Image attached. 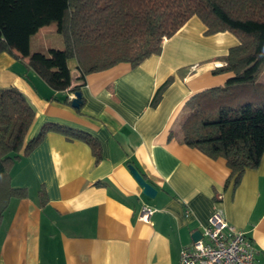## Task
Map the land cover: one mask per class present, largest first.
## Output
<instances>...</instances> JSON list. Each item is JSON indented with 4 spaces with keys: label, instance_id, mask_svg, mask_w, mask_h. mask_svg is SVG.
<instances>
[{
    "label": "crops",
    "instance_id": "crops-1",
    "mask_svg": "<svg viewBox=\"0 0 264 264\" xmlns=\"http://www.w3.org/2000/svg\"><path fill=\"white\" fill-rule=\"evenodd\" d=\"M205 30L192 16L139 65L118 63L81 84L70 59L79 108L69 102L72 91L52 90L26 59L0 53V86L18 88L33 106L34 136L54 122L88 132L101 146L96 162L86 142L51 131L14 162L11 182L27 195L12 199L3 214L0 264H179L191 235L217 211L251 238L264 264V154L233 188L223 157L211 158L173 134L190 96L232 76L214 70L237 38ZM162 83L160 101L151 106ZM129 164L154 186V197L142 192ZM143 205L154 209L149 220L139 216Z\"/></svg>",
    "mask_w": 264,
    "mask_h": 264
},
{
    "label": "trees",
    "instance_id": "trees-1",
    "mask_svg": "<svg viewBox=\"0 0 264 264\" xmlns=\"http://www.w3.org/2000/svg\"><path fill=\"white\" fill-rule=\"evenodd\" d=\"M192 16L203 22L206 34L229 31L238 42L222 56L225 64L214 70L232 76L190 96L173 134L211 158L223 157L230 169L226 185L231 181L235 188L264 154V83L258 81L264 71V0H0V53L26 59L27 68L52 90L81 94L87 74L118 63L139 65ZM50 23L56 24L63 47L32 52L31 36ZM70 59L76 61L80 82L73 86ZM165 84L155 90L151 106L160 101ZM82 99L81 94L76 108ZM34 117L33 106L18 88L0 86V225L10 201L27 195L25 186L12 184V165L48 132L82 140L96 162L101 158L99 141L73 126L43 123L27 139ZM39 196L44 203L42 190Z\"/></svg>",
    "mask_w": 264,
    "mask_h": 264
},
{
    "label": "built area",
    "instance_id": "built-area-1",
    "mask_svg": "<svg viewBox=\"0 0 264 264\" xmlns=\"http://www.w3.org/2000/svg\"><path fill=\"white\" fill-rule=\"evenodd\" d=\"M154 209L143 205L142 220H149ZM200 238L180 251L179 264H260L251 238L230 224L221 212H214Z\"/></svg>",
    "mask_w": 264,
    "mask_h": 264
},
{
    "label": "rangeland",
    "instance_id": "rangeland-1",
    "mask_svg": "<svg viewBox=\"0 0 264 264\" xmlns=\"http://www.w3.org/2000/svg\"><path fill=\"white\" fill-rule=\"evenodd\" d=\"M54 24V23H51ZM53 25H51V27L46 28L45 31L40 30L38 33H35L31 36L30 38V50L33 51H40L43 53H47L48 51V47H54L57 49H61L63 47V43H62V38L60 36V34L56 31V27L54 26L52 28ZM22 66L25 65L23 62L18 61V69L23 68ZM258 81L260 83H264V71L261 72ZM33 135V129L29 128L26 138L30 139L32 138ZM16 183L18 182H14L13 185H17Z\"/></svg>",
    "mask_w": 264,
    "mask_h": 264
},
{
    "label": "water",
    "instance_id": "water-1",
    "mask_svg": "<svg viewBox=\"0 0 264 264\" xmlns=\"http://www.w3.org/2000/svg\"><path fill=\"white\" fill-rule=\"evenodd\" d=\"M81 94L79 92L74 93V98L72 99V106H78L77 103V98L80 96ZM132 175L134 176V178L136 179V181L139 183V185L142 187V192L148 196V197H154L157 193V190L154 188V186L145 180V178L143 177V175L132 165L129 164L128 165ZM201 234L199 231H195L192 235L191 238L193 241H196L200 238Z\"/></svg>",
    "mask_w": 264,
    "mask_h": 264
}]
</instances>
